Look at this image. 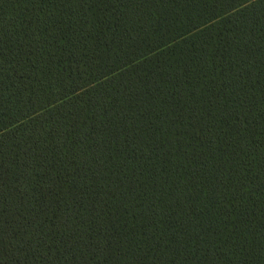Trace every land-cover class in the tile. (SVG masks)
<instances>
[{"label": "trees", "instance_id": "trees-1", "mask_svg": "<svg viewBox=\"0 0 264 264\" xmlns=\"http://www.w3.org/2000/svg\"><path fill=\"white\" fill-rule=\"evenodd\" d=\"M0 264H264V0H0Z\"/></svg>", "mask_w": 264, "mask_h": 264}]
</instances>
